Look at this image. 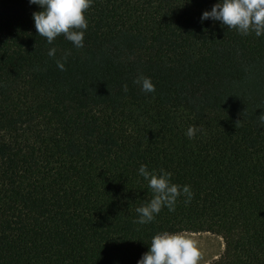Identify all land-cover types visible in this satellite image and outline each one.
<instances>
[{"label": "trees", "instance_id": "obj_1", "mask_svg": "<svg viewBox=\"0 0 264 264\" xmlns=\"http://www.w3.org/2000/svg\"><path fill=\"white\" fill-rule=\"evenodd\" d=\"M213 3L92 0L75 48L0 0V264H136L162 230L219 235L208 264H264V35L201 21ZM141 163L191 201L133 223Z\"/></svg>", "mask_w": 264, "mask_h": 264}, {"label": "clouds", "instance_id": "obj_2", "mask_svg": "<svg viewBox=\"0 0 264 264\" xmlns=\"http://www.w3.org/2000/svg\"><path fill=\"white\" fill-rule=\"evenodd\" d=\"M28 3L39 7L38 11L32 13V19L37 34L45 37L47 43L51 44L55 37L63 34L75 48L83 47L84 30L87 29L84 11L92 0H28ZM206 19L226 25L229 29L235 28L242 36L252 33L261 37L264 35V0H215L210 9L201 12L200 20ZM55 53V47L47 51L49 57H54ZM66 57L67 53L55 60L61 71L64 70L62 61ZM133 83L139 85L142 92L155 91L151 79L142 73L133 79ZM122 89L127 92V85L123 84ZM259 122L264 126V115L259 116ZM198 131L202 129L189 125L185 135L192 139ZM137 173L147 182L152 195L146 203L136 207L138 216L133 223L142 225L152 222L162 207L169 212L174 211L180 196L184 197L185 204L192 199L190 186L172 182V173L164 168L157 171L141 163ZM147 245V250L140 255L136 264H199L202 257L197 241L183 231H157Z\"/></svg>", "mask_w": 264, "mask_h": 264}, {"label": "rangeland", "instance_id": "obj_3", "mask_svg": "<svg viewBox=\"0 0 264 264\" xmlns=\"http://www.w3.org/2000/svg\"><path fill=\"white\" fill-rule=\"evenodd\" d=\"M184 232L194 238L198 243L199 249L202 253L199 264H208L215 258L219 257L224 249L223 239L217 234L208 231Z\"/></svg>", "mask_w": 264, "mask_h": 264}]
</instances>
